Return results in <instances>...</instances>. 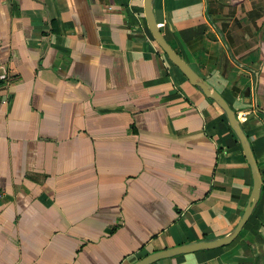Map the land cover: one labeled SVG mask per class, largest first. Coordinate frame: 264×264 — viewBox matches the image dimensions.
<instances>
[{"label":"crops","instance_id":"0c3cea01","mask_svg":"<svg viewBox=\"0 0 264 264\" xmlns=\"http://www.w3.org/2000/svg\"><path fill=\"white\" fill-rule=\"evenodd\" d=\"M234 109L261 173L228 242L146 264H264V0H151ZM250 167L142 0H0V264H129L228 233Z\"/></svg>","mask_w":264,"mask_h":264},{"label":"water","instance_id":"95a60500","mask_svg":"<svg viewBox=\"0 0 264 264\" xmlns=\"http://www.w3.org/2000/svg\"><path fill=\"white\" fill-rule=\"evenodd\" d=\"M142 6L146 26L153 39L159 45L161 50L166 54L168 59L180 69V71L186 76V78L191 83L197 85L205 95L215 101V103L224 111L228 124L236 135L242 148V152L245 156V159L250 167L252 184L242 213L240 214L233 228L228 233L214 238L184 241L173 245L161 247L159 249H155L145 253L144 255L138 257L129 264H146L159 257L169 256L175 253L190 251L197 248L213 247L228 242L236 235L241 225L251 212L252 207L259 196V190L262 184L261 173L256 164V160L250 147L248 138L244 133L237 116L235 115L234 109L228 104L222 94L216 88H214L204 77L200 76L189 65V63L179 55V53L171 46L168 40L164 37L155 20L151 0H142Z\"/></svg>","mask_w":264,"mask_h":264}]
</instances>
